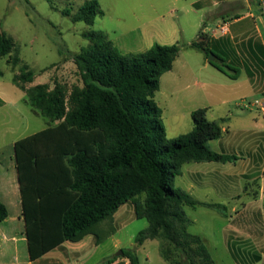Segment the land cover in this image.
Returning <instances> with one entry per match:
<instances>
[{"label":"trees","instance_id":"obj_1","mask_svg":"<svg viewBox=\"0 0 264 264\" xmlns=\"http://www.w3.org/2000/svg\"><path fill=\"white\" fill-rule=\"evenodd\" d=\"M104 15L99 2L89 0L73 21L94 26ZM205 28L189 47L216 66L209 55L215 50L229 55L230 38L214 39ZM83 37L89 45L72 54L83 86L68 93L48 84L27 89L34 73L18 53L10 58L13 40L0 32V60L9 56L12 67H20L13 84L26 93L35 113L58 122L14 144L30 259L87 235L99 245L116 231L117 211L133 204L136 217L149 223L135 238L138 246L158 240L166 264H216L201 237L190 233L193 221L183 208L203 206L224 214L222 207L198 201L175 182L185 164L229 159L210 147L223 130L208 120L207 109H198L191 115L193 130L168 141L155 101L161 77L173 69L183 46L156 44L144 53L122 55L104 32ZM248 45L264 69L262 43ZM7 218L8 209L0 202V222ZM122 251L114 258L140 264L136 253Z\"/></svg>","mask_w":264,"mask_h":264},{"label":"rangeland","instance_id":"obj_2","mask_svg":"<svg viewBox=\"0 0 264 264\" xmlns=\"http://www.w3.org/2000/svg\"><path fill=\"white\" fill-rule=\"evenodd\" d=\"M86 1L89 0H0V32L13 40L10 58L18 53L22 64L28 65L34 73L35 80L25 85L27 89L48 84L51 89L58 85L69 93L74 87H82L72 54L89 45L84 33L103 31L117 43V36L139 28H155L159 23L156 21L163 17V21L173 23L176 29H179L178 23L183 28V40L178 44L183 46L182 56L187 58L190 66L196 65L195 69L198 67L199 70L206 60L203 53L186 45L190 42L186 38L191 36L194 40L196 37L193 24H197L201 16L196 11L182 13L193 0H97L105 15L97 18L94 26L73 21L74 14ZM202 3L209 4L210 0ZM235 5L241 7L227 10L228 5L220 6L213 14L224 16V21L246 17L235 24L232 38L228 36L231 31L220 37L230 38L231 53L224 55L215 50L209 59L213 57L216 66L209 64L199 70L196 80L165 76L155 101L163 112L162 124L168 141L193 130L191 115L202 104L207 109L208 120L219 122L223 130L222 137L211 141L210 147L229 159L185 164L182 175L175 182L198 201L220 205L224 213L203 206H185L184 212L193 221L190 233L201 237L216 264H264V114L255 106L256 100L264 98V69L248 45L249 41H258L257 30L262 27L259 17L264 15V10L252 18L250 10L242 3L236 2L232 6ZM172 9L175 13L170 17ZM65 11H69L68 16ZM211 18L204 15V20L210 24V30L206 32L212 36L215 35L213 30L217 29ZM238 29L239 33L235 31ZM10 58L0 60V96L7 102L0 109V148L10 166L9 174L12 173L9 155L14 159L13 142L58 124L35 113L26 93L13 84L20 67L13 68ZM220 67L227 73L220 71ZM245 68L252 73L251 81ZM251 82L260 94H254ZM215 89L218 91L216 98L224 101H216L210 96L209 103L204 101L198 105L203 100L202 92L210 94ZM188 187L193 191H188ZM133 207V204L129 205L131 210L121 221L122 228L104 237L99 244L100 252L116 255L121 250L115 246V241L119 240L124 250L137 254L140 264H166L158 240H147L142 246L135 243L138 233L148 228L149 223L146 219H138ZM11 223L18 231L20 222Z\"/></svg>","mask_w":264,"mask_h":264},{"label":"crops","instance_id":"obj_3","mask_svg":"<svg viewBox=\"0 0 264 264\" xmlns=\"http://www.w3.org/2000/svg\"><path fill=\"white\" fill-rule=\"evenodd\" d=\"M203 0H193L188 4L186 9H183V14H187L190 11H196L197 13H201L197 24H193V29H195V36L197 37L198 30L201 26L205 25V31L210 30V27L205 20L204 15L212 16L210 20H212L216 29L224 22V16H213L217 7L228 5V9L237 10L241 5H235L236 2L242 3L246 9L250 10L249 16L252 18L255 17V14H260L264 10V0H210L209 4H203ZM198 5V6H196ZM260 5V7H259ZM254 8H257L253 11ZM175 10L169 11L170 17L174 16ZM264 13V12H263ZM203 14V16H202ZM225 14V13H224ZM264 16V15H263ZM259 17V23L261 22L262 27L259 26L257 30V38L264 47V17ZM239 19H234L229 21L231 23L230 26V34L229 37L232 38V29L235 24L243 22L246 20L244 16H240ZM164 18V17H163ZM162 19H158L156 22H159L157 27H144L142 29H137L130 34H122L121 36H117L115 45L118 48V51L122 55L129 54H139L144 53L151 49L154 45H174L178 44V42L183 40L182 33L183 28L178 23L179 29H176L173 23L168 21H163ZM162 20V21H161ZM223 21V22H222ZM212 25V24H211ZM199 28V29H198ZM198 29V30H197ZM236 29V28H235ZM153 30V31H152ZM213 31H216L215 29ZM237 33L240 30H235ZM239 31V32H238ZM103 32V31H101ZM105 33V32H104ZM180 33V35H179ZM185 33V30H184ZM106 34V33H105ZM107 35V34H106ZM108 36V35H107ZM214 39H219L221 36L212 35ZM194 38V40L196 39ZM110 39V38H109ZM186 39H190V42H186V45H189L194 41L192 37H188ZM111 40V39H110ZM209 62L205 60L203 65L199 68V70H203L209 66ZM196 65L190 66L187 58L182 56V53L178 56L176 61L174 62L173 69L164 74L161 77L160 81V90L162 88V80L165 76L173 75L177 80L192 78L194 80L199 78V70ZM250 79V77H249ZM251 81V79H250ZM252 90L254 94H260V90L252 83ZM177 87L180 88V83L177 84ZM179 88L176 90L178 91ZM175 91V90H174ZM211 92V91H210ZM218 91L215 89L214 92L209 94L208 91L202 92L200 97L203 98L201 103H209L211 98H216V94ZM173 94V93H172ZM211 96V98H210ZM209 99V100H208ZM224 101L221 99H217L216 101ZM0 101H2V105H0V109H3L7 105V102L2 99L0 96ZM204 105V104H202ZM200 109H204V106ZM206 105V104H205ZM209 105V104H207ZM48 128V127H47ZM17 141L13 142L15 144ZM0 148V202L3 203L8 209V218L0 222V264H119L121 262L126 263L127 259H115V254H106L105 252H100V246L97 244L96 238L94 235H87L79 242H65L60 247L55 248L50 251L43 257L38 260L32 261L30 259V254L28 250V240L26 236V226L23 214V205H22V194H21V186L19 183V174L17 169L16 155L15 150L13 152L14 159L12 155H9L10 160L12 161V173L9 174L10 166L7 163L5 153L1 151ZM247 168H251L248 165H244ZM248 169V170H249ZM194 171L190 172L191 177H193ZM188 191H193L191 187H188ZM129 205L122 206L117 213L115 214L114 223L116 227V231L122 228L121 221L124 217L130 212ZM134 208V207H133ZM127 212V214H126ZM12 214L14 217L12 218ZM14 221L20 222V227H18V231L13 229ZM234 223V222H232ZM230 225V227H232ZM235 230V229H234ZM115 246L118 249H123L121 247V242L119 240L115 241ZM139 250V248H138ZM120 251V250H119ZM100 252V253H99ZM260 260V259H259Z\"/></svg>","mask_w":264,"mask_h":264},{"label":"built area","instance_id":"obj_4","mask_svg":"<svg viewBox=\"0 0 264 264\" xmlns=\"http://www.w3.org/2000/svg\"><path fill=\"white\" fill-rule=\"evenodd\" d=\"M231 23L229 21H224L214 32L215 35L227 36L230 32ZM255 106L259 107V110L264 114V98L263 100H256ZM126 264H131L129 261Z\"/></svg>","mask_w":264,"mask_h":264},{"label":"water","instance_id":"obj_5","mask_svg":"<svg viewBox=\"0 0 264 264\" xmlns=\"http://www.w3.org/2000/svg\"><path fill=\"white\" fill-rule=\"evenodd\" d=\"M209 61H210V62H213V61H214V58L211 57V58L209 59ZM122 254H123V251L120 250V251L117 252L116 256H121Z\"/></svg>","mask_w":264,"mask_h":264}]
</instances>
